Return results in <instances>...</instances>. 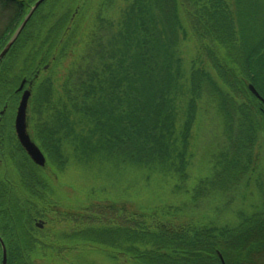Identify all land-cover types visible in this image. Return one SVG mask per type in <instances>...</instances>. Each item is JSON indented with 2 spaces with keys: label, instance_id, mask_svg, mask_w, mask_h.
Listing matches in <instances>:
<instances>
[{
  "label": "trees",
  "instance_id": "1",
  "mask_svg": "<svg viewBox=\"0 0 264 264\" xmlns=\"http://www.w3.org/2000/svg\"><path fill=\"white\" fill-rule=\"evenodd\" d=\"M35 1L0 0L2 8L14 11L10 28L19 25ZM103 1L104 7L112 3ZM123 4L115 19L100 11L92 14L86 4L73 13L75 21L71 7L58 9L54 3L46 15L54 18L52 22L30 32L31 18L4 57L10 62L5 69L0 67L4 83L0 97H13L21 80L12 60L18 49L29 48L20 72L27 78L53 58L55 68L68 49L76 47L81 54V62L72 64L56 89L45 79L33 92L32 111L38 114L32 124L33 140L46 157L45 167L65 168L63 143L74 141L82 157L99 154L183 180L191 131L201 112L211 122L207 149L211 173L198 180L194 202L209 193L222 195L231 206L236 200L231 193L253 179L257 204L236 208L233 220L223 224L219 216L209 226L172 223L166 217L177 209L164 213L163 207L145 214L111 204H88L79 213L52 215L49 209L55 206L56 191L43 173L45 167L28 160L12 130L17 183L0 176V210L5 211L0 215L9 219V227H18L33 215L9 212L37 208V218L46 225H72L61 234L72 241L71 247L41 241L42 248L50 246L47 249L56 253L90 246L112 261L123 258L129 264H221L218 254L225 264H264V172L255 166L256 148L264 141V103L247 88L251 84L264 100V0H124ZM8 34L5 40L0 38V50ZM185 48L191 53L189 64H184ZM208 64L217 81L206 71ZM57 89L62 96L55 94ZM223 207H217L219 213ZM30 245L6 241L7 264H29L30 253H36ZM38 257L51 263V257L40 251Z\"/></svg>",
  "mask_w": 264,
  "mask_h": 264
},
{
  "label": "rangeland",
  "instance_id": "2",
  "mask_svg": "<svg viewBox=\"0 0 264 264\" xmlns=\"http://www.w3.org/2000/svg\"><path fill=\"white\" fill-rule=\"evenodd\" d=\"M123 1L124 0H112V3H109L110 5L104 7L103 5H105V3H102L104 2L103 0H48L40 9L41 12L36 13L35 17L33 18L31 17L33 26L30 27L29 31L31 32L35 30V32H37L40 24L46 23L47 21L49 22V20L52 22L54 18H48L46 15H48V12H50L54 3H56L55 6H57V8L59 3H64V5H60V8L58 9L71 7L72 9L70 11L72 14L74 13L76 15L79 13L80 9L88 4V8H90L92 14H97V12L100 11L103 16H109V18L115 19L118 17L122 5H124ZM99 5H101L102 8L99 7ZM56 13H59V10ZM74 14L73 17L75 16ZM13 15V9L10 7L2 8L0 5V38L2 37L4 40L6 39L9 31H12L11 34H8V38L10 39L17 29V26H14L15 28L13 26L10 28L9 25L10 21L13 19ZM92 16L93 17H90V19L94 21L95 17L94 15ZM74 18L76 21L77 17ZM90 19L87 21H90ZM84 26H86V22L83 24L82 29ZM8 28H10L9 31ZM5 45L1 48L0 52L5 47ZM28 49V47L24 50L18 49V51L15 53L14 59L12 60H15V73L21 75L20 81L23 79H28L34 82V85H32L31 89V97L27 112L28 131L33 139L34 135L32 131V124H35L38 118V114L32 111L33 92H35L37 89L36 85L41 83L43 80L48 79L50 80L52 87L56 89L65 79V73L72 66V64L81 62V54H79V49L76 47L75 49H68L66 53L67 55L59 58L55 68L53 66V58V60L51 59L49 62H45L41 65L39 64L37 69L34 70L33 75H31L30 78H27L25 75L23 77L20 72H22L23 65L26 63L27 54L29 53ZM190 55L191 53L188 54L185 48L183 52V59L185 62L184 64H189V61L191 60ZM1 62H3L0 66L2 67L1 69H5L7 67L6 65H8V62H10V59L3 58ZM195 65L198 64L196 63ZM209 66L210 64L207 65L206 71H208L214 80L217 81L216 74ZM36 71H39L38 77H33ZM19 82H16L18 86ZM0 84L4 83L0 82ZM5 84H10V82H5ZM59 91L60 90L57 89L55 94L62 96ZM15 103L17 105L16 94L13 97L7 94H3L2 97H0V113L3 112V114L0 115V126L4 129L2 131L3 133L0 132V176L5 175L16 184V168L13 167V163L17 158L14 150L16 151L17 149L14 145L13 137L11 136L14 116L13 113H15L16 109L15 107L13 109L12 106ZM40 118L42 119L41 115ZM210 125L211 122L209 120L207 121V117H203L200 112V115H198L196 123L191 131L189 145L186 150L185 157L186 161L189 163L185 172L186 177L180 181L178 180V177H173L168 174L165 175L162 171H160V174L157 172H150L145 169H140L133 164H122L114 158L106 160L99 154H90L89 157L86 158L82 157L79 151H77L75 147L77 145L74 141H65L63 143V147L65 150V155L68 158L65 168L59 170L56 167L47 165L43 170V173L46 176H49V184L52 185L54 191H56V193L52 196L55 206L50 207L52 209H49V213H52V215L61 213H79L80 208L86 207L88 204H111L116 205L117 208L123 207L124 209L130 211V213L141 212L145 214H150L153 212V209L158 210L159 207H163L162 210H164V213L166 212L167 208H174L177 209V212H175L173 216L166 217L167 219L173 220L172 223L192 221L209 226L212 224V222H214L215 218H218L219 216L221 217V223L225 224L226 222H230L233 220L231 217V212L236 210V208L245 209L257 204L258 192L253 184V179H250L249 185H247V181H244V183H242V185H240L237 190L231 193L234 199H236L231 206H226L222 195L209 193L207 197H205V195L201 199H197L194 202V197L196 195L194 189L199 183L198 180L204 175L211 173L209 168V162L211 161V158L208 155L211 138V136L209 137L210 132L208 129ZM2 128H0V130ZM21 157L23 156L21 155ZM167 166H169L168 163ZM255 166H257L262 173L264 172L263 140H260V143L255 151ZM217 207L224 208L221 209L222 213L218 212L219 208L217 209ZM28 210L34 213L38 212L37 208ZM18 211L19 210H14L10 211L9 213L25 217L24 215L19 214ZM0 214L5 215V211L0 210ZM33 218L36 220L38 219L37 216H33ZM22 220L25 221V218H22ZM58 220L61 222L62 219L57 218L56 222ZM8 221L9 219L6 216L0 215V226H8ZM11 221L16 222V220ZM40 221L45 222L42 219ZM29 223L34 225L33 221H29ZM29 223L27 222L25 225H29ZM70 226L72 225L62 222L60 224L54 225L44 224L42 228L34 226L35 236L37 234L36 237L39 239H36L38 244H34L32 246V248L36 249V253H30L33 256L29 255L30 260L28 263L129 264L128 262L126 263V260L123 258H121L119 261H112V259L109 258L108 255L104 254L102 250H92L90 246L88 247V250L81 249V251L78 250L77 252L58 250L57 253L55 250L51 251V249H47L52 248L50 246H45V248H42L44 245H41V241H43V243H47L48 245L56 244L62 249L65 246L71 247L72 241L62 239L61 235L64 232H69ZM15 227L16 226L10 225L8 228L6 241L9 242L10 245H12L14 242L16 244V239L12 236V230ZM39 251L44 255V257H51V263H48L44 258L38 257Z\"/></svg>",
  "mask_w": 264,
  "mask_h": 264
},
{
  "label": "water",
  "instance_id": "3",
  "mask_svg": "<svg viewBox=\"0 0 264 264\" xmlns=\"http://www.w3.org/2000/svg\"><path fill=\"white\" fill-rule=\"evenodd\" d=\"M45 1L46 0H37L32 6H30L25 16L17 26L16 31L14 32L12 37L6 43L5 47L0 52V62L7 55L11 47L14 45V43L18 39L19 35L23 31L24 27L26 26V24L28 23L34 12ZM25 81L26 79L22 80L21 84L17 89V92H20L23 89ZM30 86L31 84H29L28 89L23 91L20 100L18 102V105L16 107L13 129L16 140L20 145V147L22 148V150L27 155V157L31 160V162L34 165L43 168L46 165V158L42 153V151L40 150V148L32 141L28 132L27 111H28L29 99L31 97V91L29 89ZM247 88L254 97H256L261 103H264L263 98L258 94L256 89L251 84H249ZM36 226L42 228L43 227L42 221L38 222ZM0 247H1V264H7L6 248L1 239H0ZM218 256L221 261V264H225L222 259V256L220 254H218Z\"/></svg>",
  "mask_w": 264,
  "mask_h": 264
},
{
  "label": "flooded vegetation",
  "instance_id": "4",
  "mask_svg": "<svg viewBox=\"0 0 264 264\" xmlns=\"http://www.w3.org/2000/svg\"><path fill=\"white\" fill-rule=\"evenodd\" d=\"M45 69V68H44ZM38 74H39V71H36V73L34 74V76L33 77H35V76H37L38 77ZM21 82L22 81H20L19 82V84H21ZM29 84H31V86H30V91H31V89H32V85L34 84V82L32 81V80H28V79H26V81H25V83H24V87H23V89L20 91V92H17V89H18V87L16 88V95H17V103L19 102V100H20V97H21V95H22V93H23V91L24 90H26V89H28V87H29ZM3 114V112H1L0 113V115H2ZM13 120H14V116H13ZM29 132V131H28ZM13 135H14V131H13ZM29 135H30V133H29ZM30 137H31V135H30ZM14 138H15V136H14ZM31 139H32V137H31ZM15 140H16V138H15ZM32 141H33V139H32ZM21 148V147H20ZM22 150V149H21ZM23 153H24V151H23ZM26 156V155H25ZM27 157V156H26ZM29 160V159H28ZM30 161V160H29ZM18 213L19 214H22V215H24V216H30V215H32L33 214V216H37V213H34V212H32V211H30V210H27V209H22V210H19L18 211ZM26 221V220H25ZM29 221H33V224L34 225H31V223L29 224V225H22V226H19V227H15V228H13V230H12V236L16 239V243L20 246V247H22V246H31L30 244H32V245H34V244H38V242H37V240L39 239H37V234H36V236H35V230H34V226L35 227H37L36 225H37V222H39L40 220L39 219H34V218H31V219H29ZM39 231V230H38ZM41 231V230H40ZM37 232V231H36ZM7 234H8V228H7V226L6 227H4V226H0V239L3 241V243H4V245H5V243H6V236H7ZM20 234V235H19ZM23 239V241H21ZM37 239V240H36ZM5 248H6V246H5ZM0 264H1V247H0Z\"/></svg>",
  "mask_w": 264,
  "mask_h": 264
}]
</instances>
